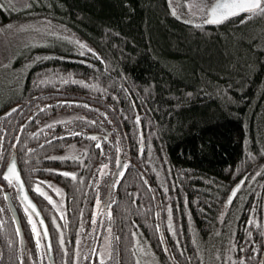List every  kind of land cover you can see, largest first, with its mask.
Segmentation results:
<instances>
[{
  "label": "trees",
  "instance_id": "1",
  "mask_svg": "<svg viewBox=\"0 0 264 264\" xmlns=\"http://www.w3.org/2000/svg\"><path fill=\"white\" fill-rule=\"evenodd\" d=\"M30 4L10 17L45 16L92 44L107 62L105 71V63L93 55L78 57L71 44L54 43L46 53L55 55L32 64L18 91L0 105V151L5 159L10 152L16 155L21 177L47 223L54 264H64L65 259L73 264L76 259V237L84 238L91 224L96 197L93 175L108 153L116 166L117 143L120 155L130 161L112 189L115 203L110 204L119 264H136L138 233L160 264H232L241 256L246 264H260L264 16L242 23L241 16L197 28L174 16L167 0H34ZM85 59L96 68L83 63ZM15 105H20L15 112L2 115ZM60 113L75 118L51 124ZM136 115L141 117L145 138L140 156ZM69 131L110 135L93 141L86 135L64 134ZM75 151L79 159L65 156ZM61 156L65 159L53 158ZM46 169L76 171L84 179L61 178ZM244 175V184L225 207L231 187ZM36 178L63 189V218L50 201L35 194L31 185ZM0 184L4 185L0 188V264H20L21 237L6 193L19 212L23 239L33 247L31 228L15 187L2 177ZM168 205L173 206L175 236L168 230ZM222 209L217 248L206 252ZM53 216L59 229L52 224ZM250 217L255 223H248ZM61 232L67 256L59 245Z\"/></svg>",
  "mask_w": 264,
  "mask_h": 264
},
{
  "label": "rangeland",
  "instance_id": "2",
  "mask_svg": "<svg viewBox=\"0 0 264 264\" xmlns=\"http://www.w3.org/2000/svg\"><path fill=\"white\" fill-rule=\"evenodd\" d=\"M32 1L34 0H0V3L5 4L4 8H0V105L5 100H7L10 95H13L15 92L18 91V86L22 83L26 71L29 68L26 67L28 61L33 60L36 55L46 56V51L49 50L51 48V45L54 43L61 45L71 44L74 47V50L71 49V52H75L76 48L75 44L70 43L68 41H57L51 44H37L35 47H33L32 41L39 39H48L55 41L54 37H51L47 34L48 31L52 30L58 31L64 36H71L73 39H79L84 41L70 30L66 29L65 27H61L62 25L54 22L53 20L45 16H31L25 18L10 17V13L17 12L18 14L24 12L27 9L26 5L30 4ZM167 1L169 4V0ZM188 3L193 5L192 12L199 11V8L196 7V5L199 3V0H188ZM171 5L172 7L169 6L171 13L172 8L174 7L177 11V15L175 16L186 23H188L187 21L189 19L196 21H199L201 19V16L199 15H192V12L189 11L188 4L185 3V0H171ZM1 14L5 15V19H2ZM49 22H51L50 27L45 30ZM21 25H28V27L22 29L20 27ZM86 43L91 48H94L92 44H89L88 42ZM94 49L96 50V48ZM77 56L81 57L80 54H78ZM74 115L75 114L60 113L54 116L50 121H68L75 118ZM78 153L79 151H75L71 152V154H65V156H68V158L71 159L72 157H77ZM101 164L108 165V167L104 169V171L107 172L109 175L110 169H114L116 167L114 166V160L113 162H110L109 153L106 154L105 157L102 159ZM100 165L98 166L95 175H93V184L95 186V189H99L102 203L100 206H97L95 197L92 213L94 211L98 213L96 224L93 225V221L91 219V224L88 229V232L86 233V236L80 239V256L78 258V264H100V257L98 253H100L102 247L104 248L105 256L107 257L105 259V264H119V255L117 252L115 236L112 231V228L109 229L108 226L109 224H111V218L109 219V216L103 210L105 209V207L103 206V201L105 200L104 198L106 194V177L101 174ZM96 179L100 180V184L95 183ZM52 183L54 185H57L54 182ZM41 186L48 192L52 199L56 201V204L59 205L60 211H58V213L62 216V214L65 212L64 193L57 194L53 189L49 188L47 185L42 184ZM113 199L114 195L112 194V200ZM61 200L63 201L62 204L60 203ZM109 204H111V201H109ZM224 210L225 209H222L220 211L218 226L215 227V229L211 233V236L206 242L207 247L204 248L206 252L209 250L214 251L217 248L215 242L221 235L220 231L222 229V219L220 217L221 213H223V216L225 215ZM233 212L234 210L231 212V215L233 214ZM231 219L232 217L226 223L227 233H229V231L231 230ZM38 231H41L39 225ZM32 237L34 241L33 247L29 246L27 242L22 243L19 251V256L21 257V255H23L26 264H33V261H35V264H47L48 256L46 253V246L43 236H41V248L39 251H37L36 249V237L33 234ZM135 238L137 254L136 264H160L155 253L151 249L148 242L142 237V235L140 236V233H138ZM109 245L111 247L110 252L108 250ZM32 251H34V253H32ZM29 253H31V256L28 255ZM85 253H88L87 258L85 257Z\"/></svg>",
  "mask_w": 264,
  "mask_h": 264
},
{
  "label": "snow or ice",
  "instance_id": "3",
  "mask_svg": "<svg viewBox=\"0 0 264 264\" xmlns=\"http://www.w3.org/2000/svg\"><path fill=\"white\" fill-rule=\"evenodd\" d=\"M185 3L188 4L189 11L192 12L193 5L188 3V0H185ZM27 7H31V4L26 5ZM169 6L172 7L171 5V0H169ZM5 4L0 3V8H4ZM196 7L199 8L198 12H192V15H199L201 16V19L199 21L189 19L187 22L190 24H194L195 27L197 28H202L205 24H211V25H219L225 21H227L229 18H236L240 20L241 15H243V20H240L242 23L243 21H246L250 19L251 17H255L257 15H262L264 16V0H199V3L196 5ZM172 14L175 16L177 15L176 9L173 7L172 8ZM51 22H49L48 26H46V29L50 27ZM22 29L25 27H28V25H21L20 26ZM63 27V26H61ZM49 36L54 37L55 41L53 40H48V39H39V40H34L32 41V46L35 47L37 44H51L57 41H68L70 43H73L76 45L75 51L80 54L81 56H86L88 54L93 55L96 59L103 61L105 63V71H107V62L104 61V58L101 56L99 52H97L94 48H91L86 42L79 40V39H73L71 36H64L60 32L52 30L48 31L47 33ZM53 54H49L47 56H40L36 55L33 60L28 61L26 64V67H30L32 64H35L41 60H47L49 59ZM85 64H88L92 68H96V65L88 61L87 59L82 61ZM39 75V74H37ZM68 76L71 77L72 74L68 73ZM45 80L47 77L44 78ZM126 79V77H125ZM43 82V81H41ZM73 82L80 83V84H85V81H76L73 80ZM103 90V89H102ZM113 96H115V93H113ZM133 106H134V102ZM20 105H16L14 108L10 109V112L16 111L17 108H19ZM123 111V110H121ZM5 115H8V112L5 113ZM104 115H107L105 113ZM29 120L32 119L31 116L28 117ZM135 122L137 125L140 124L141 122V117L139 115L135 116ZM57 123V121H53L52 124L54 125ZM91 123H95V121H91ZM24 126L21 125V128ZM45 127H48V125H45ZM65 135H86L85 133H75V132H66L64 133ZM37 133H32V136H36ZM90 136V138L94 141H98V137L95 134H87ZM107 139V137H104ZM120 137H117V141H119ZM0 140H2V137H0ZM144 142L145 138L143 134L141 133L139 136V143H140V152H143L144 149ZM27 143V141H25ZM99 147V144H97ZM13 148H15V145H12ZM149 149L151 148V145H148ZM29 152L33 151L32 149H28ZM86 151V150H85ZM264 151V149H262ZM121 149L119 147V144L117 143L116 145V152H115V165L116 167L112 170V174L109 175L107 172L104 171L108 167L107 164H101L100 165V171L103 176L106 177L105 180V185H106V198L103 201L105 204V209H103L106 214L109 216V219L111 218V210H110V204L108 203L111 201L112 203H115V201L112 200V189L115 188L116 184L119 183V177L124 176L125 172L124 170L127 169V167L130 164V161L123 159V157L120 155ZM151 153L149 152V155ZM103 155V153H102ZM251 153H248L246 151V157H251ZM55 159H60L64 160L65 157H53ZM73 160L79 159L78 157H72ZM239 165L237 166V171H239ZM35 171V169H33ZM45 171H50L53 173H60L61 178H71L73 181H76L77 179L83 180L84 177L77 176L76 171H62L60 169H46ZM261 171H264V165L261 166ZM259 174V173H257ZM0 177L3 178L4 181L7 182V185L9 186H14L15 189L18 191L19 195V201L20 204L23 206V211L27 215L28 223L31 226V234H33L36 237V249L37 251L40 250L41 248V236L43 237H48L49 236V231L47 226L43 227L42 232L38 231V225L37 222L33 219V216L35 215L36 217H40V211L37 210V205L33 202V200L30 198L28 195V192L25 190V184L24 181L21 179L20 171L17 167V159L16 155L14 152L8 153V158L5 159L3 151H0ZM255 177H253L254 179ZM147 183V181H144ZM96 184H100V180L96 179L95 180ZM42 184L47 185L49 188L53 189L57 194H62L63 189L60 188L58 185H54L52 181L50 180H39L38 178L35 179V182L32 183L31 187L34 189L35 194H38L41 197L46 198L48 201H50L54 207H56L57 211H60L59 205L56 204V201L52 199V197L48 194V192L41 186ZM244 184V179H241L239 182L235 183L234 186L231 187L230 193L228 194L227 198L225 199L224 203L225 205H228L232 202L233 197L237 194V191L241 188V186ZM4 185L0 184V188H3ZM164 192H168L167 186H164ZM7 198V194H6ZM187 202V201H185ZM61 204L63 201L61 200ZM102 203L101 198H100V192L99 189H96V205L100 206ZM9 209L11 210V205H9ZM2 211V209H0ZM167 212H168V230L173 233L175 236L176 234V229L173 226L172 223V216H173V206L168 205L167 206ZM253 212H255V208H253ZM97 212L92 213V221L93 225L96 224V219H97ZM190 217V214H189ZM63 218V216L61 217ZM221 219L223 218V213H221ZM13 220H16L17 217L13 215L12 217ZM249 224L255 223V218L250 217L248 220ZM39 224L44 225L45 221L41 217L39 219ZM52 224L55 226L56 229L60 228V225L57 224L56 222V217H52ZM109 229L111 228V224L108 225ZM157 229L159 230V225L156 226ZM264 227V226H261ZM16 232L19 234L20 228L17 226ZM264 234V233H262ZM133 236H135V233H132ZM253 235V230L249 229L248 230V236ZM161 240H163V233L161 232ZM79 243H80V236L78 235L76 237V244H77V251H76V257L77 259L73 261V264H78V258L80 256V251H79ZM138 243V242H137ZM193 243H195V237H193ZM231 244L232 248H236V245L232 242H229ZM9 244H11V240H9ZM59 245L61 249L64 252V255L67 256L68 250L64 247V236L63 233H60L59 236ZM52 245L51 242H48L47 245V251H51ZM109 252L111 251V247L109 245ZM242 250V249H241ZM165 251H167V248H165ZM255 251V249H253ZM31 256V253L28 254ZM100 257V264H105V259L107 258L105 256L104 248H101L100 253H98ZM220 253H217V256H219ZM88 253H85V257L87 258ZM21 264H26V261L24 260L23 255L20 257ZM33 264H35V261H33ZM49 264H52V261H49ZM64 264H68L67 259H65ZM227 264V262H225ZM232 264H246L245 258L243 256L238 257L236 259H233ZM261 264H264V261L261 262Z\"/></svg>",
  "mask_w": 264,
  "mask_h": 264
},
{
  "label": "water",
  "instance_id": "4",
  "mask_svg": "<svg viewBox=\"0 0 264 264\" xmlns=\"http://www.w3.org/2000/svg\"><path fill=\"white\" fill-rule=\"evenodd\" d=\"M241 16H243V15H241ZM229 19H232V18H229ZM229 19H228V20H229ZM206 25H211V24H206ZM15 106H16V105H15ZM15 106H12V107L8 108L7 110H5V111L2 113V115H5L6 112H8V115L12 114L13 112H10L9 110L12 109V108H14ZM17 109H18V108H17ZM17 109H16V110H17ZM14 112H15V111H14ZM138 126H139V130H140V134H141V133H142V130H141V126H140V124H139ZM87 134H95L98 138L101 137V136H106V137L108 138L109 135H110V132H107L105 135H104V134H101V133H97V132H90V133H87ZM87 134H86V138L91 139L90 136L87 135ZM91 140H92V139H91ZM139 148H140V146H139ZM142 153H143V152H142ZM142 153H141L140 150H139V156H140ZM17 167H18V165H17ZM18 169H19V167H18ZM19 171H20V170H19ZM20 175H21V174H20ZM21 179H22V177H21ZM241 179H244V182H245V180H246V175H244ZM241 179H240V180H241ZM22 180H23V179H22ZM240 180H239V181H240ZM24 184H25V183H24ZM241 187H242V186H241ZM240 189H241V188H240ZM240 189H239V190H240ZM25 190L28 192L26 185H25ZM239 190L237 191V193L239 192ZM229 193H230V192H229ZM6 194H7V198H6V200H7V203H8V207H9V205H11V210H10V212H11V214H12V217H13V215H15V216L17 217V219L14 220V221H15L16 225L19 226V228H20V232H19V233H20V236H22L21 222H20V218H19V214H18L17 208H16L15 204L12 202V200H11L9 194H8V193H6ZM17 195H18V191H17ZM28 195H29L30 198L33 200V198L31 197V195H30L29 192H28ZM106 195H107V194H106ZM236 195H237V194H236ZM236 195L233 197L232 202H233V200L235 199ZM18 198H19V195H18ZM105 198H106V197H105ZM33 202L37 205V203H36L34 200H33ZM232 202H231V203H232ZM231 203L228 204V205H225V206L228 207V206L231 205ZM103 206L106 207L105 204H103ZM37 210L40 211L38 205H37ZM40 214H41L40 217H36L35 215H34L33 217H34V219L36 220V222L38 223V225H39V227H40V229H41V232H42L43 227L47 226V224H46V221H45V219H44V217H43L41 211H40ZM41 217H42V218L44 219V221H45V224H44V225H40V224H39V219H40ZM47 228H48V227H47ZM48 231H49V230H48ZM43 238H44V241H45L46 253H47V256H48V260H49V261L51 260V261H52V264H54V262H53L52 248H51V251H50V252L47 251V245H48V242H49V241L51 242L50 233H49V236H48V237H43ZM262 261H264V250H263L262 255H261L260 264H261Z\"/></svg>",
  "mask_w": 264,
  "mask_h": 264
},
{
  "label": "flooded vegetation",
  "instance_id": "5",
  "mask_svg": "<svg viewBox=\"0 0 264 264\" xmlns=\"http://www.w3.org/2000/svg\"><path fill=\"white\" fill-rule=\"evenodd\" d=\"M22 243H24V240H23V242H22V239H21V245H22Z\"/></svg>",
  "mask_w": 264,
  "mask_h": 264
}]
</instances>
